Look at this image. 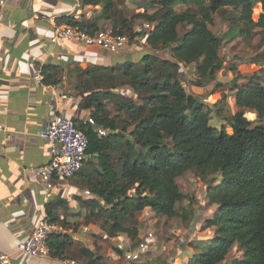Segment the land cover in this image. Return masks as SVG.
<instances>
[{"label":"trees","instance_id":"1","mask_svg":"<svg viewBox=\"0 0 264 264\" xmlns=\"http://www.w3.org/2000/svg\"><path fill=\"white\" fill-rule=\"evenodd\" d=\"M118 1L82 0V9L99 7L95 17L88 20L82 14L75 20L64 16L57 23L92 35L101 30V23L109 22L115 35L129 34L130 40L145 36L133 33V19L120 17ZM180 4L197 5L199 15L188 10L176 13L174 8ZM256 5L261 14L254 23L251 16ZM151 7L156 8L152 15L137 16L153 25L146 45L154 53L169 51V59L147 54L134 62L115 55L112 65L75 68L83 90L79 108L90 110L94 127L107 132L99 138L88 122L72 119L88 139L86 155L90 157L76 176L93 196L91 201L76 200L83 208H97L91 214L102 219L103 230L135 241L136 218L144 210L167 221L189 220V211L180 206L185 197L177 185L178 178L191 172L206 182L219 175L218 184L208 187L209 204L217 206V211L205 222L206 229L214 230V239L196 247V254L186 264H223L234 246L242 258L229 264H264V86L251 79L236 88L237 112L228 120L231 133H227L210 124L208 106L187 94L180 79L182 66H194L199 81L211 79L223 69L217 53L219 40L209 27L214 14L224 8L237 10L236 21L243 25L237 30L232 27L230 37L250 38L255 28L264 30V0H161L152 1ZM182 26L189 29L180 36ZM55 71L51 65L41 68L46 84L59 82ZM122 87L135 95L136 104L115 94ZM106 98L115 100V117L105 111ZM247 114L255 119L250 121ZM126 128L131 129L130 139L124 142L125 150L120 146L121 152L115 155ZM113 154L117 158L111 163ZM86 165H97L96 177L87 174L83 169ZM63 205L65 201L59 200L47 210L51 223H59L55 210ZM70 240L69 235L53 233L48 243L49 258L72 259ZM114 252L123 254L117 247ZM77 257L75 260L80 263L82 259V264L105 263L84 247Z\"/></svg>","mask_w":264,"mask_h":264},{"label":"crops","instance_id":"2","mask_svg":"<svg viewBox=\"0 0 264 264\" xmlns=\"http://www.w3.org/2000/svg\"><path fill=\"white\" fill-rule=\"evenodd\" d=\"M3 1L4 5L0 6V253L10 256L15 264H62L50 258L25 259L14 251L38 223L50 220L47 210L51 204L65 201V205L55 210L58 218L64 219L62 209L64 212L69 209V214L79 210L73 196L85 192L74 180L47 190L35 178V169L49 161V147L38 133L55 114L83 124L90 120L91 111L79 108L83 90L76 81L75 68L112 65L115 55L73 43H51L55 28L64 26L57 23L62 17L72 16L77 20L84 9L91 8L82 9V0ZM45 65L56 67L57 84L43 81L41 68ZM37 75L39 80L35 79Z\"/></svg>","mask_w":264,"mask_h":264},{"label":"rangeland","instance_id":"3","mask_svg":"<svg viewBox=\"0 0 264 264\" xmlns=\"http://www.w3.org/2000/svg\"><path fill=\"white\" fill-rule=\"evenodd\" d=\"M152 1L159 2L161 0L118 1L117 11L120 17L127 20L133 19V33L137 35L145 34L143 37H137L132 40L129 39V34L124 35L128 39V44L119 55L124 58L129 57L134 62H138L147 54H155L158 58L169 59V51L154 53L149 50L146 45V35L153 30V25L137 17L141 14L152 15L155 12L156 8L151 7ZM99 10V7L84 9L82 11L83 18L92 19ZM187 10L196 15H199L200 12V8L195 4H180L174 8L176 13H183ZM260 14L261 8L256 5L252 10L251 16L254 23L258 21ZM238 16L239 12L230 8L221 9L212 16V24L209 27L219 40L217 53L223 61V69L220 72L215 73L211 79L199 81L194 66H182L180 68V79L186 93L205 103L210 112V124L216 126L219 130L225 129L227 133H231V125L228 120L237 112L234 103L236 88L249 84L252 81L251 79L264 86V30L255 28L250 38L242 39L237 36L232 39L229 30L232 27L237 30L243 25L242 22H237L239 21ZM235 22L237 23L233 26ZM101 26V31H112V26L109 22H103ZM188 29L189 26L180 27L178 30L179 35L182 36ZM86 67L88 66H81L80 69L83 70ZM234 80H236L235 85H233ZM72 82H74V79ZM115 94L124 101H133V104L137 103L135 95L127 87L118 88ZM114 101L111 98L104 100L105 111L110 117L117 115ZM246 116L250 121L255 119L251 114ZM124 131L121 144L115 149V155L121 152L119 151L120 146H122L120 149L125 150L124 142L130 139L129 133L131 129L126 128ZM115 155H112L111 163L116 160L117 157ZM96 167L97 165H86L83 169L88 171L87 174L90 177H94ZM72 180H74L73 182L77 181L83 192L86 191V185H81L78 176L70 179V181ZM218 181L219 175L202 182L197 174L191 172L177 179V185L185 197L180 206L190 213L187 222H182L180 219L167 221L165 218L156 217L149 210H144L137 215L138 238L135 241L129 238L130 241L125 238L123 240L124 242L127 241L128 244L126 245L129 246L130 253L140 256V260L135 263L186 264L196 254V247L210 243L214 239V230L206 229L205 222L213 218L217 211V206L209 204L208 187L216 186ZM92 197V195L84 194L73 196L79 210L69 214L67 213L69 209L65 210V212L62 209L64 219L59 218V223L54 224L58 233L69 235L71 238L68 247L69 255L72 256V260H75L74 257H77L78 250L84 247L93 251L95 256L102 257L105 260L104 264H129L124 255L117 256L114 252V248L123 243L121 237L116 238V236L114 237L103 230L102 219H96L91 214L96 213L97 208L95 206H93L92 210L91 207L83 208L81 202L76 200L79 198L81 201L86 202L91 201ZM47 222L51 223L50 220ZM140 245L147 246V248L143 249ZM241 258L242 254L234 246L223 264H229ZM82 261L80 259V264H82Z\"/></svg>","mask_w":264,"mask_h":264},{"label":"built area","instance_id":"4","mask_svg":"<svg viewBox=\"0 0 264 264\" xmlns=\"http://www.w3.org/2000/svg\"><path fill=\"white\" fill-rule=\"evenodd\" d=\"M16 1V0H13ZM4 1L0 0V6ZM80 20V17H77ZM52 44L73 43L83 48H94L108 55H119L127 46L126 36L115 35L112 31H98L92 35L87 34L77 28L70 26H59L55 28L51 36ZM36 80L40 76L35 77ZM88 123L93 126V132L103 138L107 132L102 128L94 127L93 121ZM38 137L47 143L49 147V161L45 165L35 169V178H37L47 190H52L55 184L65 183L77 175L82 169L84 158L88 149L87 137L78 129L71 118L63 114H55L51 117L48 125L39 131ZM85 195H89L87 191ZM53 233H57L54 224L42 221L36 225L31 234L19 242L14 251L22 255L25 259L44 260L49 258L48 243ZM122 244L117 248L123 252L122 255L129 263H135L140 260L138 254H132L129 251L127 241L120 236ZM129 240V239H128ZM130 241V240H129ZM145 249L147 246L140 245ZM0 264H15L10 256L0 253ZM62 264H80L79 262L67 259Z\"/></svg>","mask_w":264,"mask_h":264},{"label":"water","instance_id":"5","mask_svg":"<svg viewBox=\"0 0 264 264\" xmlns=\"http://www.w3.org/2000/svg\"><path fill=\"white\" fill-rule=\"evenodd\" d=\"M90 157L89 156H85V158H84V161H86L87 159H89Z\"/></svg>","mask_w":264,"mask_h":264}]
</instances>
